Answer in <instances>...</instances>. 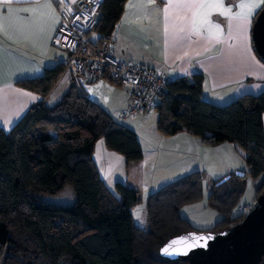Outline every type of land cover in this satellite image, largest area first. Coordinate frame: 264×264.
Returning <instances> with one entry per match:
<instances>
[{
  "label": "trees",
  "instance_id": "trees-1",
  "mask_svg": "<svg viewBox=\"0 0 264 264\" xmlns=\"http://www.w3.org/2000/svg\"><path fill=\"white\" fill-rule=\"evenodd\" d=\"M126 1L101 0L95 36H108ZM66 68L67 61L57 63L16 85L44 98ZM74 79L54 106L41 101L9 131L0 128V264H186L164 259L158 251L169 239L195 230L179 210L202 200L203 173L193 171L148 194L147 225H135L132 210L141 201L140 192L119 181L109 189L94 151L102 140L126 162L137 161L142 158L140 143L89 97L84 89L89 84ZM203 80L196 72L169 81L156 107L158 132L186 133L207 146L232 144L244 161L246 177L264 175V91L214 104L202 98ZM229 175L218 187L226 175L212 183L206 205L221 219L206 231L242 220L236 208L246 177ZM67 186L74 192L72 204L40 198ZM263 191L264 179L255 200Z\"/></svg>",
  "mask_w": 264,
  "mask_h": 264
},
{
  "label": "crops",
  "instance_id": "crops-1",
  "mask_svg": "<svg viewBox=\"0 0 264 264\" xmlns=\"http://www.w3.org/2000/svg\"><path fill=\"white\" fill-rule=\"evenodd\" d=\"M66 1L75 5L80 0H75V2H72V0ZM43 3H45V0H12L9 5L5 3V0H0V16L8 17L3 22V30H0V128L6 132L14 126L30 107L41 101L47 107L57 104L74 79L69 69L66 68L44 98H41L35 92L16 85L17 82L22 80L38 78L42 76L45 68L67 61V54L53 47L51 43L60 21V3H53L52 5L55 9V15H52L47 8L37 10V14H45L42 32L33 36L27 34V30L22 32L19 28L25 20L32 18L33 13L15 10L26 7L34 8L36 5ZM239 3L240 0H233V5ZM129 4L130 0H127L123 7L122 20L116 25L113 48L115 58L148 67L161 73L170 81L199 72L204 76L201 91L202 98L214 104H226L242 95H254L260 90L261 92L264 91V63L254 53L251 39L254 17L263 5L251 20L247 38L239 36L236 39H228V20L217 12H212L210 19L214 23L220 24L222 29L219 42H217V39L214 36H209L204 29H201V35L199 36L190 35L187 30L185 32L179 31L185 25V20L182 18H190L191 12L182 9L171 10L169 19L165 21V13L163 12L165 3H161V0H156L155 5L149 6L147 10L144 7L147 0H131L132 6L129 7ZM226 6H230L227 4V0ZM8 7H11L14 11L9 13L7 11ZM156 9H159V11H156ZM233 11H239V8L233 6ZM57 16L59 17L58 21ZM166 26L167 33L165 32ZM92 36L95 37V33ZM129 37L147 48V50H143L147 57L137 51L140 46L137 49H132L130 45L126 44ZM248 47H250V51L246 50ZM110 85L117 86L111 78L104 76L97 82L85 85L84 89L89 97L105 109L117 123L132 130L138 139L137 128L142 127V124L146 121L145 119L150 117L151 114L130 118L129 121L131 120L130 124L132 125L127 123L128 120H121V115L128 109L130 100L129 97L125 96V101L121 103L117 111L118 108L110 103L114 90L109 87ZM95 87L97 90L94 89ZM89 89L92 91H89ZM100 94H103L104 97H100ZM108 95L110 98L106 99ZM151 119L157 122V115L151 117ZM262 125L264 130V113L262 114ZM177 134L171 139L173 143L183 146L179 149L174 148V152L171 153L176 155H169L170 152L163 153L169 156L165 160L175 161L179 165L182 164L181 170L205 171L209 163L206 159L211 154V150L220 148L222 144L207 146L201 143L197 137L186 133ZM158 137L168 139L167 136H161L160 133ZM192 152H195V155H192ZM160 156L158 152H153L151 156L142 152L140 160L126 162L119 154L107 150L101 140L97 142L94 151L98 171L105 170L104 182L107 186V180H109L110 188L107 186L109 189H112L114 183L119 181L128 188L140 192L144 199L151 192L182 177L181 173L176 175H169L163 171L158 174L153 173V163L146 161V158L154 159L153 162L156 165ZM190 156L191 159H189ZM193 158L201 160L199 167H196V160ZM242 160L238 164L225 165L220 169L221 175L214 180L234 172H244V177H246L247 170L246 166H243L244 162ZM263 179L264 175L251 179L255 190L260 186ZM252 202H255V199ZM205 204L206 202H204ZM212 211L214 210H210V221L212 223H200L197 230H210L221 219V215L217 211H215L216 214H213Z\"/></svg>",
  "mask_w": 264,
  "mask_h": 264
},
{
  "label": "built area",
  "instance_id": "built-area-1",
  "mask_svg": "<svg viewBox=\"0 0 264 264\" xmlns=\"http://www.w3.org/2000/svg\"><path fill=\"white\" fill-rule=\"evenodd\" d=\"M100 3V0H80L75 5L66 0L60 3V21L52 46L67 54V68L77 81L92 84L108 76L127 93L130 105L121 120L148 115L156 110L170 80L148 67L114 57L116 25L108 36H92ZM253 205L254 202L239 204L236 212L243 219Z\"/></svg>",
  "mask_w": 264,
  "mask_h": 264
},
{
  "label": "rangeland",
  "instance_id": "rangeland-1",
  "mask_svg": "<svg viewBox=\"0 0 264 264\" xmlns=\"http://www.w3.org/2000/svg\"><path fill=\"white\" fill-rule=\"evenodd\" d=\"M121 20H122V17L119 20V23L121 22ZM126 44L130 45V48L132 49H137L138 46H140V48L137 51L141 52L143 55L146 56L143 50H147V48H145L138 41H135L129 37ZM109 87L111 89H114L112 92V98H111L110 103L114 104L118 108L117 109L118 111L121 103L125 101V96L128 98L127 93L124 90H122V88L118 85L117 86L110 85ZM94 89L97 90L96 87ZM260 92L254 95H258ZM100 97L103 98L104 95L100 94ZM109 98L110 96L108 95L106 99H109ZM150 114H148L150 115V117L145 119L146 121L145 123L142 124V127L137 128V135H138V141L140 143L141 149H143L142 152H145L146 155L149 154L150 156L152 155L153 152H158L161 155L156 165H154V162H153L154 159L152 160V159L146 158V161L150 162L151 164L153 163V168H154L153 173L158 174L160 171H163L164 173H167L169 175H173V174L176 175L178 173H181L182 175L181 174L180 175L184 176V175L191 173V171H195V170H181L180 168L182 164L179 165L175 161L165 160L169 156L163 153L170 152L169 155H176V154H172L171 152H174V148L176 149L182 148L183 145L173 143L171 139V137L175 135L177 136L178 134L167 136L166 138L168 139L166 140L163 139V137H158L159 132L157 130V127H155L156 122L155 120L151 119V117H155L157 115V112L154 111ZM141 116H147V115H140L137 117H141ZM129 119H127L128 120L127 123L129 125H132L130 124L131 120L129 121ZM146 127H150V128H146ZM221 144L222 145H220L221 146L220 148H217V149L215 148V150L212 149L210 152L211 153L210 155L208 153L209 156L206 160H208L209 163L207 164L205 171L202 170L203 179H204V183L202 184V193H203L202 200L184 205L179 210L180 215L189 222L191 228L196 229V230L198 229L197 227H199L198 225L200 223H207V222L209 224L212 223L210 221V210L211 209L208 206H206V204L204 205V202H206L207 200V196L212 186L213 180L221 175L220 169H222L225 165L229 166L231 164H238L242 160V158L240 157V155H238L233 145L229 143H221ZM192 155H195V152H192ZM191 158L192 157L190 156L189 159ZM194 160H196V167H199L201 165V160L199 158L194 159ZM192 162L194 161L192 160ZM243 166H245V164H243ZM100 172H101V176L104 178L105 170L104 171L101 170ZM244 181H245V187H244V192L240 200V204H243V203L250 204L255 199L256 190L254 189V186L252 185L253 184L252 180L250 178H246L244 179ZM107 186L110 188L109 180H107ZM140 197H141V201L133 209L132 215H133L135 225H137L138 227L144 228L147 222L146 215H145V199L142 198L141 193H140ZM40 198L44 201L58 203V204H72L75 200L73 189L70 186L65 187L60 193L55 194V195L41 194ZM138 210L140 213L139 219H137L136 217V212ZM212 213L216 214L215 210L212 211Z\"/></svg>",
  "mask_w": 264,
  "mask_h": 264
},
{
  "label": "water",
  "instance_id": "water-1",
  "mask_svg": "<svg viewBox=\"0 0 264 264\" xmlns=\"http://www.w3.org/2000/svg\"><path fill=\"white\" fill-rule=\"evenodd\" d=\"M251 39L255 54L264 62V5L257 14L251 28ZM243 172H235L234 177L243 178ZM227 175L215 187L227 182ZM211 236L205 247L192 246L191 240L183 244L181 237ZM177 240L173 247L181 254L165 255L162 249ZM203 243V242H201ZM159 256L186 264H262L264 260V191L256 198L252 210L237 224L218 231L185 232L166 241L159 248ZM186 253V254H183Z\"/></svg>",
  "mask_w": 264,
  "mask_h": 264
},
{
  "label": "snow or ice",
  "instance_id": "snow-or-ice-1",
  "mask_svg": "<svg viewBox=\"0 0 264 264\" xmlns=\"http://www.w3.org/2000/svg\"><path fill=\"white\" fill-rule=\"evenodd\" d=\"M64 0H45V3L36 5L34 8H22L16 9L18 12L25 13H33V16L30 20H25L23 24L19 26L20 30L23 32L27 30V34L29 35H37L42 32L44 29V19L45 14L39 13L37 14L38 9L47 8L51 11L52 15H55V9H53V3H63ZM75 2V0H72ZM96 2V0H93ZM5 3L11 4L12 0H5ZM156 0H147V4L144 5L147 10L149 6L155 5ZM161 3H165V7L163 12L165 13V21L169 19V13L171 10H185L187 12H191V17H183L185 20V25L179 29L180 32H185L186 30L189 34L201 35V29H204L208 32L209 36H214L219 42L220 34L222 33V29L220 24L214 23L210 17L212 12H217L219 15L225 17L228 20L229 27V35L228 39H236L239 36L247 38V33L251 27V20L256 14L257 10L260 9L262 5H264V0H240L238 5H233V0H227V4L230 6H226V0H161ZM131 0L129 7H131ZM233 6L238 7L239 11H233ZM210 10V11H209ZM9 13L14 10L11 7L7 8ZM159 11V9H156ZM8 17L0 16V30L4 28V21L7 20ZM59 17L57 16V21ZM165 32L167 33V26L165 27ZM235 33V35H234ZM59 42V41H57ZM250 51V47L246 49ZM89 91H92L89 89ZM30 95V94H28ZM33 99H35L33 97ZM137 219L140 218L139 210L136 212ZM212 239L209 236H191V237H181L179 238V242L183 244L185 241L191 240L192 246H200L205 247L207 245V241ZM203 242V243H201ZM178 243L177 240H173L170 244L166 245L161 251L165 255H173V254H181L178 249L173 246ZM186 254V253H183Z\"/></svg>",
  "mask_w": 264,
  "mask_h": 264
}]
</instances>
